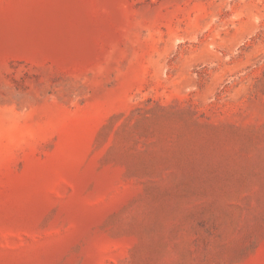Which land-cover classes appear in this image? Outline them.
Segmentation results:
<instances>
[{"label":"rangeland","instance_id":"obj_1","mask_svg":"<svg viewBox=\"0 0 264 264\" xmlns=\"http://www.w3.org/2000/svg\"><path fill=\"white\" fill-rule=\"evenodd\" d=\"M0 264H264V0H0Z\"/></svg>","mask_w":264,"mask_h":264}]
</instances>
